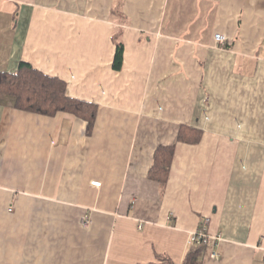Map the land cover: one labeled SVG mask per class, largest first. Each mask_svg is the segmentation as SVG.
I'll list each match as a JSON object with an SVG mask.
<instances>
[{"label": "crops", "instance_id": "crops-1", "mask_svg": "<svg viewBox=\"0 0 264 264\" xmlns=\"http://www.w3.org/2000/svg\"><path fill=\"white\" fill-rule=\"evenodd\" d=\"M21 62L99 109L89 133L0 97V264H184L206 219L202 264H264V0H0Z\"/></svg>", "mask_w": 264, "mask_h": 264}, {"label": "trees", "instance_id": "trees-1", "mask_svg": "<svg viewBox=\"0 0 264 264\" xmlns=\"http://www.w3.org/2000/svg\"><path fill=\"white\" fill-rule=\"evenodd\" d=\"M124 45L117 44L114 60L115 69L123 65ZM67 82L59 77L48 75L31 64L21 62L16 73L0 71V94L11 95L15 106L22 110L54 116L58 112L73 114L87 122V132L92 133L99 105L94 102L71 97L67 94ZM201 132L191 128L182 129L179 139L197 142ZM174 147H161L155 153L150 177L165 184L174 157ZM206 243H192L184 264H202ZM155 264H175L165 256Z\"/></svg>", "mask_w": 264, "mask_h": 264}, {"label": "built area", "instance_id": "built-area-1", "mask_svg": "<svg viewBox=\"0 0 264 264\" xmlns=\"http://www.w3.org/2000/svg\"><path fill=\"white\" fill-rule=\"evenodd\" d=\"M215 40L218 44L224 45L227 42V37L222 33H216ZM92 184L94 186H101V182L97 180L93 181ZM208 223H209V219L204 220L201 227L196 232H194V234L192 235L190 239L191 244L192 243H206L207 245H210L211 236L208 233ZM140 226L142 227L143 225L141 224ZM217 255H218L217 251L211 252V257L216 258Z\"/></svg>", "mask_w": 264, "mask_h": 264}, {"label": "rangeland", "instance_id": "rangeland-1", "mask_svg": "<svg viewBox=\"0 0 264 264\" xmlns=\"http://www.w3.org/2000/svg\"><path fill=\"white\" fill-rule=\"evenodd\" d=\"M1 96H7V97H11V95L9 96V95H6V94H0V97ZM14 105H15V103H14ZM19 109V108H18Z\"/></svg>", "mask_w": 264, "mask_h": 264}]
</instances>
